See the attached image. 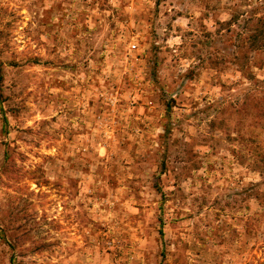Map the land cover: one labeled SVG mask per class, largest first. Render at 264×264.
<instances>
[{
    "label": "rangeland",
    "instance_id": "obj_1",
    "mask_svg": "<svg viewBox=\"0 0 264 264\" xmlns=\"http://www.w3.org/2000/svg\"><path fill=\"white\" fill-rule=\"evenodd\" d=\"M251 16L264 0H0V264H264Z\"/></svg>",
    "mask_w": 264,
    "mask_h": 264
},
{
    "label": "trees",
    "instance_id": "obj_2",
    "mask_svg": "<svg viewBox=\"0 0 264 264\" xmlns=\"http://www.w3.org/2000/svg\"><path fill=\"white\" fill-rule=\"evenodd\" d=\"M263 26H264V17H255V16L250 17L249 28H252L255 31L251 35V41L253 44L252 48L255 45H260V43H264L262 42V40H264ZM263 166H264V162H263ZM262 175L264 176V169L262 171ZM262 186H264V181L258 184H252L248 189L247 195L249 199L254 198L256 201H259V205L262 204L264 206V190H261ZM263 216L264 214H261L260 212L253 214L251 212L248 213L246 219V227L250 236H252V234L260 233L259 230L262 228V224H264V221L263 223H261Z\"/></svg>",
    "mask_w": 264,
    "mask_h": 264
}]
</instances>
